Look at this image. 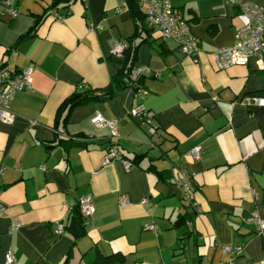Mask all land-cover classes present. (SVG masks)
Instances as JSON below:
<instances>
[{
	"label": "crops",
	"instance_id": "crops-1",
	"mask_svg": "<svg viewBox=\"0 0 264 264\" xmlns=\"http://www.w3.org/2000/svg\"><path fill=\"white\" fill-rule=\"evenodd\" d=\"M16 1L19 16L0 17V64L15 73L33 66L34 72L32 88L9 103L15 122H0V204L6 206L0 264L9 252L16 264H94L114 254L124 256L119 264H264V238L248 221L253 213L264 220V126L245 103L264 91V58L219 71L212 55L236 43L241 5L264 0H170L199 39L198 61L152 30L136 64L150 70L145 94L135 98L124 89L107 102L75 109L66 125L56 124L61 104L83 85L106 88L123 67V56L112 50L136 32L128 0L61 3L35 37L11 49L53 3ZM138 106L155 113V136L129 115ZM98 113L118 120L117 140L92 123ZM70 140L91 143L68 148ZM112 146L129 162L137 158L134 164L103 166ZM194 148L199 160L191 156ZM151 164L170 172L172 186L147 170ZM184 175L193 205L175 184ZM87 194L95 212L83 217L87 232L76 240L68 226ZM187 214L191 222L183 221ZM14 222L21 228L11 233ZM60 223L65 230L57 235ZM226 246L241 254L226 253Z\"/></svg>",
	"mask_w": 264,
	"mask_h": 264
},
{
	"label": "built area",
	"instance_id": "built-area-1",
	"mask_svg": "<svg viewBox=\"0 0 264 264\" xmlns=\"http://www.w3.org/2000/svg\"><path fill=\"white\" fill-rule=\"evenodd\" d=\"M141 7L146 16L148 27L159 34L163 40H174L180 51L187 57L198 61L201 47L199 39L191 31L190 23L184 18L180 10L175 8L170 0H139ZM124 12V9L119 10ZM20 14L16 0H0V17L9 15L12 18H17ZM57 21L63 22L65 17L57 15ZM240 27L236 32V43L232 46L221 48L213 52L215 66L219 71H225L233 66H245L249 61L256 57L264 58V5L248 1L241 5V12L238 15ZM93 29V26H92ZM128 45L125 41H119L115 44L112 54L123 56ZM150 70L146 67H136L131 79L136 82ZM33 66H29L25 70L15 73L5 68L0 64V122L2 124L11 125L15 122L16 116L9 109V103L15 98L16 94L21 91L32 88L33 83ZM85 85L80 87V90H85ZM135 98H139L145 94L142 87L133 89ZM217 100V98H215ZM245 103L250 106L264 107V97L253 96L247 98ZM129 115L134 118H139L141 124L144 125L151 136L158 133V128L154 125L155 113L147 110L143 106L133 108ZM92 123L99 129H108L110 131L111 140L119 138L118 120L106 119L102 114L98 113L92 120ZM86 141V140H83ZM191 156L194 160L200 159V148H194L191 151ZM120 160L128 169L132 166L131 162L123 159L121 153L116 146L110 147L103 158L102 165H107L113 161ZM5 168H0V176L4 173ZM176 187L180 191V195L193 205L194 190L187 175L182 176L180 180H176ZM81 214L85 219H90L95 212L93 197L87 194L79 201ZM6 212V206L0 204V217ZM254 222L258 229V234L264 238V220L257 213H253L248 220ZM21 224L14 222L10 232L19 230ZM148 230H155L153 225L146 226ZM65 230V224L57 225L55 233L61 235ZM226 253H231L236 256L241 254V248L226 246L223 248ZM5 264H16V258L12 252L6 256ZM203 264H208L207 260Z\"/></svg>",
	"mask_w": 264,
	"mask_h": 264
},
{
	"label": "trees",
	"instance_id": "trees-1",
	"mask_svg": "<svg viewBox=\"0 0 264 264\" xmlns=\"http://www.w3.org/2000/svg\"><path fill=\"white\" fill-rule=\"evenodd\" d=\"M70 1L71 0H53V3L49 8V10H47L41 18L39 17L36 20L35 25L32 27V29L27 34L21 36L18 39L17 43L11 49H16L23 42H26L30 38L35 37L39 26L41 25L43 20L49 16L50 12L56 10L58 5H60L61 3H67ZM127 9L131 13L133 19L136 22V32L132 37L126 40L128 47L123 53V58H124L123 67L118 71L117 75H115L111 79L110 84L104 89L101 90L98 89L95 90L90 88H87L85 90L77 89L59 107L56 116L57 117L56 124H59L60 120L62 119L63 124L66 125L69 122L72 112L79 107L87 106L94 103L107 102L113 99L119 91H122L124 89L130 88L131 90L133 89L136 90L138 86L141 88L143 87L144 76L139 78L136 82H133L131 79V74L133 70L136 68L139 49L143 44L150 42V39L152 37V30L147 28V26L145 25L146 16L143 8L139 3V0H128ZM160 52L164 56L167 51L162 47ZM1 66L2 68H5L4 64H1ZM254 96L264 97V91L261 92V94H257ZM249 112L260 120L261 126H264V107L250 106ZM90 143H91L90 141L85 142V141L70 140V142L67 144V147L87 148ZM47 147L50 148L53 146L51 145ZM136 159L137 158H135L134 161H136ZM134 161H131L132 165L134 164ZM147 170L155 172L160 180L172 186V181H171L172 176L170 172L158 170L154 164H151ZM191 220H192V216L188 214L185 216V218H183V221L185 222H191ZM68 230L71 231V233L74 235L76 240L81 239L86 235L87 232L86 224L81 214L79 203L73 209ZM186 235H190V232H187ZM123 261H124L123 255L114 254L108 257L99 256L94 264H119L122 263Z\"/></svg>",
	"mask_w": 264,
	"mask_h": 264
}]
</instances>
